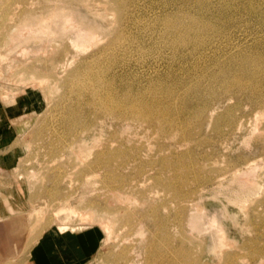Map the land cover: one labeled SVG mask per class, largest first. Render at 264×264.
Wrapping results in <instances>:
<instances>
[{
    "label": "rangeland",
    "instance_id": "rangeland-1",
    "mask_svg": "<svg viewBox=\"0 0 264 264\" xmlns=\"http://www.w3.org/2000/svg\"><path fill=\"white\" fill-rule=\"evenodd\" d=\"M38 1L0 0V264L47 228L96 230L90 264H264V0ZM86 70L151 119L98 114Z\"/></svg>",
    "mask_w": 264,
    "mask_h": 264
},
{
    "label": "crops",
    "instance_id": "crops-1",
    "mask_svg": "<svg viewBox=\"0 0 264 264\" xmlns=\"http://www.w3.org/2000/svg\"><path fill=\"white\" fill-rule=\"evenodd\" d=\"M5 145H0V150ZM3 156L0 157V168L8 167L6 164L10 162L11 155ZM20 209L21 205L14 197L0 199V216L11 215ZM99 240L98 232L91 228L82 231L47 228L31 246L23 264H90Z\"/></svg>",
    "mask_w": 264,
    "mask_h": 264
},
{
    "label": "bare ground",
    "instance_id": "bare-ground-1",
    "mask_svg": "<svg viewBox=\"0 0 264 264\" xmlns=\"http://www.w3.org/2000/svg\"><path fill=\"white\" fill-rule=\"evenodd\" d=\"M38 1V0H37ZM45 1H49V0H45ZM44 0L43 1H41V0H39L38 2H36L37 4L38 3H40L41 2V6L43 7L44 5H46V3H44L45 2ZM54 1V0H53ZM50 2V1H49ZM29 3H32V2H29ZM56 3H57V0H56ZM9 4V3H8ZM11 5V4H10ZM39 5V4H38ZM56 4H54V6H55ZM58 5V4H57ZM49 6V5H48ZM54 6H53V9H56V8H58V6H56V8H54ZM6 7H7V5H6ZM5 7V8H6ZM1 8V7H0ZM5 8H2L3 10L5 9ZM17 8V7H16ZM44 8H46V6H44ZM7 9V8H6ZM47 9V8H46ZM49 9V8H48ZM42 10V9H41ZM45 10V9H44ZM6 11V10H5ZM43 11V10H42ZM48 11V10H47ZM3 12V11H2ZM9 12V11H8ZM48 12H51L52 14H51V16L53 15V14H55V12L53 13V10L51 11L50 9H49V11ZM59 12V10L56 12V13H58ZM40 13H42V12H39V15H40ZM45 13H46V10H45ZM44 12H43V14H44V16L46 15ZM1 14H3V13H1ZM12 14H15V12H13ZM36 14H38V13H36ZM49 14V13H48ZM48 14H47V18H48ZM9 15V14H8ZM11 15V14H10ZM9 15V16H10ZM42 17V16H41ZM3 18V17H2ZM10 18V17H9ZM46 18V17H45ZM46 18V19H47ZM51 18V17H50ZM7 19V18H6ZM39 19H40V17H39ZM38 19V20H39ZM43 19H44V17H43ZM42 18H41V22H42V20H43ZM45 19V20H46ZM8 20V19H7ZM38 20H37V22H38ZM48 20V19H47ZM38 22V24H41V22ZM168 22V21H167ZM30 23H32V22H30ZM43 23V22H42ZM35 24H37V23H35ZM171 25H172V23H171ZM170 25V26H171ZM0 28H1V26H0ZM181 29V28H180ZM1 30V29H0ZM3 31V30H2ZM185 31V30H184ZM203 31V30H202ZM202 34V33H201ZM117 37V36H116ZM199 37H201V36H199ZM202 38V37H201ZM121 40L122 39H120V42H121ZM115 41H116V39H115ZM128 41V40H127ZM119 43V42H118ZM130 43V42H129ZM134 43V42H133ZM115 44V43H114ZM113 44V45H114ZM117 47V46H116ZM126 48V47H125ZM124 48V49H125ZM126 60V59H125ZM223 65V64H222ZM241 70V69H240ZM79 72L81 73V74H79ZM78 72V74L80 75V76H76V78L74 77L75 75H73V77H71L73 80H78L80 77H83V78H85L86 79V81H87V83H82L81 85H82V89H83V87H84V89H85V92L86 93H88L89 95H88V100H87V104H91L90 106H91V108L93 109V110H95V111H97V113L98 114H102L103 116H107V117H111V118H116V119H119V120H121V121H126V120H128V118H130V120H135L136 122H138L139 120H143V119H151V116L155 113V112H153V109H152V105H151V103L152 102H150V103H148V104H143L142 102H140V100L138 99V98H142V97H137V99L135 98H130L128 101H126V102H123V100H122V98H121V100H118L117 99V97H115L114 95V91L110 88V86L107 84V82L105 83V81H104V79L102 78V75H101V73H99V72H97L98 74H96L95 72H93V71H88V70H86V71H79ZM229 72V71H228ZM256 73V72H255ZM76 74V73H75ZM223 74H225V73H223ZM227 74V73H226ZM238 75V74H237ZM234 76V73L232 74V77ZM253 76H255V74L253 75ZM252 76V77H253ZM223 77H224V75H223ZM242 77V76H241ZM238 78V77H233V79L232 80H230V82L228 83V85L230 86V87H228V88H230L231 89V87L232 86H234V85H236L237 87H239V89H241L243 86H247L246 84L248 83H246V82H244L243 81V77L242 78ZM256 77V76H255ZM263 77V76H262ZM225 79V78H224ZM249 79V78H248ZM247 79V80H248ZM80 80V79H79ZM246 80V81H247ZM253 80V79H252ZM251 80V81H252ZM223 81V80H222ZM227 81H229V80H227ZM75 82V81H74ZM112 82V81H111ZM224 82V81H223ZM253 82V81H252ZM76 83H78V82H76ZM112 83H114V82H112ZM250 83V82H249ZM259 83V82H258ZM257 83V84H258ZM84 85V86H83ZM226 85H227V82H226ZM232 85V86H231ZM250 85H251V83H250ZM254 85V84H253ZM79 86H80V84H79ZM78 86V90H80V87ZM114 87V86H113ZM254 87H255V89H254V91L253 90H249V91H247V93L250 95V97H252V96H254V93H256L257 92V85H254ZM225 88V87H224ZM234 88V87H233ZM83 89V90H84ZM235 89H237V88H235ZM232 90V89H231ZM225 91V90H224ZM226 91H228L227 89H226ZM117 92V91H116ZM142 92V91H141ZM150 93V92H149ZM127 94V93H126ZM139 94V93H138ZM156 93H154V95H155ZM130 95V94H129ZM150 95V94H149ZM153 95V96H154ZM136 96V95H135ZM127 97H128V94H127ZM156 97V96H155ZM124 98H126V97H124ZM123 98V99H124ZM157 98V97H156ZM159 98V97H158ZM157 98V99H158ZM144 99V98H143ZM153 100V99H152ZM125 101V100H124ZM146 101V100H145ZM144 101V102H145ZM165 101V100H164ZM162 105H163V103H162ZM157 107H159V106H157ZM164 109V108H163ZM166 109V108H165ZM164 109V110H165ZM166 110H168V109H166ZM164 113H166V112H162L161 111V113L160 114H162L161 116H164L163 114ZM168 113V112H167ZM167 113H166V115H167ZM157 118V117H156ZM160 118H165V117H158V120H156L158 123H160V127L162 126V127H164L163 125H165L164 123H161V121H164V119H160ZM147 120V121H148ZM167 120V119H166ZM165 120V121H166ZM170 120H172L171 118H170ZM134 121V122H135ZM147 121H144V122H147ZM135 122V123H136ZM143 121H140V122H138V124H141ZM151 122V121H150ZM170 122V121H169ZM172 123H173V121H171ZM143 124V123H142ZM145 124V123H144ZM169 125H170V123H168ZM174 125V124H173ZM157 126H158V124H157ZM167 126V125H166ZM165 126V127H166ZM172 126V125H171ZM162 127L161 128H159V127H157V128H159L160 130H161V132H162ZM176 127V126H175ZM153 128H154V125H153ZM171 128V127H170ZM159 129H157V130H159ZM173 129V128H172ZM171 129V130H172ZM177 129V128H176ZM156 130V131H157ZM159 130V131H160ZM164 131H165V128H164ZM163 131V132H164ZM173 131V130H172ZM175 131V130H174ZM163 132L162 133H160L161 135L163 134ZM166 132H167V130H166ZM156 133H158V132H156ZM159 134V133H158ZM168 134V133H167ZM164 136H165V134H164ZM263 137H264V135H263ZM202 139V138H201ZM210 140V139H209ZM196 147V146H195ZM96 163V162H95ZM90 166H91V164H89ZM93 165V164H92ZM89 166V167H90ZM88 167V166H87ZM147 169V168H146ZM158 171V170H157ZM106 173V172H105ZM112 178V177H111ZM109 179V178H108ZM107 179V180H108ZM110 181V180H109ZM158 182V181H157ZM160 182H162V181H160ZM112 185V184H111ZM170 187V186H169ZM151 190V189H150ZM67 203V202H66ZM65 204V203H64ZM103 214V213H102ZM101 218V217H100ZM189 221V220H188ZM191 221V220H190ZM192 222V221H191ZM188 223V222H187ZM186 223V224H187ZM151 248H148V251L150 250Z\"/></svg>",
    "mask_w": 264,
    "mask_h": 264
}]
</instances>
